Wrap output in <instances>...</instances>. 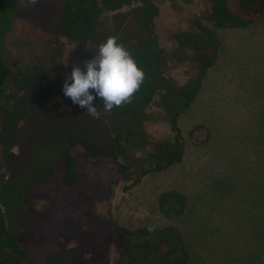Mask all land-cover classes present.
<instances>
[{"label":"trees","instance_id":"1","mask_svg":"<svg viewBox=\"0 0 264 264\" xmlns=\"http://www.w3.org/2000/svg\"><path fill=\"white\" fill-rule=\"evenodd\" d=\"M154 1L0 0V43L16 19L41 32L49 45L25 67H10L0 51V264H111V247L118 255L114 264H190L175 227L127 230L98 216L95 206L108 203L120 182H139L135 174L181 163L178 119L217 60L218 42L206 25L248 28L264 19V0H233L235 7L229 0H204L207 10L193 28L174 36L197 61L196 77L182 86L165 74L168 61L154 33L159 15ZM109 36L119 37L145 81L131 103L105 111L97 97L96 111L89 113L55 83L65 71L62 42L74 45L85 63ZM153 104L166 113L178 140L155 143L146 161L123 163V119L143 117ZM157 203L168 219L187 208L186 198L175 191L161 194Z\"/></svg>","mask_w":264,"mask_h":264},{"label":"rangeland","instance_id":"2","mask_svg":"<svg viewBox=\"0 0 264 264\" xmlns=\"http://www.w3.org/2000/svg\"><path fill=\"white\" fill-rule=\"evenodd\" d=\"M154 2L159 10L154 33L168 61L165 74L182 86L196 77L197 61L194 51L174 36L193 28L206 3ZM206 28L217 39V60L178 119L181 163L164 172L135 174L137 183L120 182L111 200L96 204L95 212L127 230L175 227L190 264H264V19L245 29ZM62 43L65 71L55 78L59 89L74 66L84 68L77 48ZM48 50L41 32L16 19L0 43L10 67L33 64ZM128 119L122 121L123 163L146 161L155 143L178 140L166 113L154 104L143 117ZM169 191L186 198L187 208L178 218H165L158 210V197ZM44 204L36 205L41 209ZM109 258L111 264L118 258L113 247Z\"/></svg>","mask_w":264,"mask_h":264},{"label":"clouds","instance_id":"3","mask_svg":"<svg viewBox=\"0 0 264 264\" xmlns=\"http://www.w3.org/2000/svg\"><path fill=\"white\" fill-rule=\"evenodd\" d=\"M39 0H26L35 5ZM145 81V72L118 36H109L98 46V55L85 61L84 68L74 66L65 78L63 93L87 112L96 111L94 100L99 97L105 111L131 103ZM95 93L93 95L92 93Z\"/></svg>","mask_w":264,"mask_h":264}]
</instances>
